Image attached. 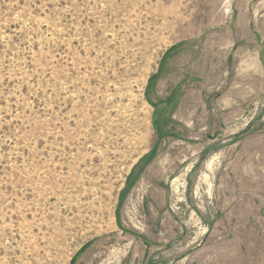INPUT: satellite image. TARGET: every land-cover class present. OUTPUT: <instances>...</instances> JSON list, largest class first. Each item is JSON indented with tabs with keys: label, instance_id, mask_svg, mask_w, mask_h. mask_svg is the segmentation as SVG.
Wrapping results in <instances>:
<instances>
[{
	"label": "rangeland",
	"instance_id": "374dc122",
	"mask_svg": "<svg viewBox=\"0 0 264 264\" xmlns=\"http://www.w3.org/2000/svg\"><path fill=\"white\" fill-rule=\"evenodd\" d=\"M0 264H264V0H0Z\"/></svg>",
	"mask_w": 264,
	"mask_h": 264
}]
</instances>
